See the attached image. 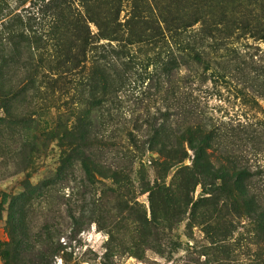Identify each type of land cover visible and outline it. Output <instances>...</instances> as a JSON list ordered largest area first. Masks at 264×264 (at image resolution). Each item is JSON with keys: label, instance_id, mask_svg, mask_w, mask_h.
<instances>
[{"label": "rangeland", "instance_id": "1", "mask_svg": "<svg viewBox=\"0 0 264 264\" xmlns=\"http://www.w3.org/2000/svg\"><path fill=\"white\" fill-rule=\"evenodd\" d=\"M53 1L0 0V264H262L264 231L253 213L264 207L260 5L251 1L250 28L231 35L215 32L220 1L131 0L119 22L141 10L159 30L125 28L112 42L94 37L93 5L73 0L72 20L89 21L95 46L55 85L72 69L60 67L58 44L67 52L85 30L65 31ZM110 44L118 53L116 100L99 110L93 77H101ZM34 120L46 131L61 120L64 127L42 138ZM90 121L101 144L78 149L92 155L87 171L69 144L73 126ZM199 125L214 133L219 165L251 175L252 212L225 224L222 236L203 220L208 186L185 191L177 177L182 167L193 170L189 143L182 145L189 157L169 173L150 151L151 139L167 142ZM160 177L176 190L171 203L153 191Z\"/></svg>", "mask_w": 264, "mask_h": 264}, {"label": "trees", "instance_id": "2", "mask_svg": "<svg viewBox=\"0 0 264 264\" xmlns=\"http://www.w3.org/2000/svg\"><path fill=\"white\" fill-rule=\"evenodd\" d=\"M83 5L91 4V8L87 7V14L91 17L90 22H94L98 27V34L94 37L98 39H108L112 42H117V37H119L124 32L125 28H129V33L135 30L134 27L140 26L151 30V26L156 30L159 28L150 21V18L146 16L145 11H137L133 14V18L127 25L119 22V13H121L122 8L125 3L131 0H78ZM223 5L220 7V12L215 15L216 20L214 22L215 32H220L223 34L230 33L233 35L236 30H247L250 28V23L252 22L250 16L252 12L249 13L252 7V0H217ZM256 6L260 5L258 13L261 11L260 15L257 16L255 21L260 24L264 22V0H254ZM56 11L54 12L53 19L55 21L60 18L64 19L67 23V28H63L65 31H69L73 27L74 31H79L80 28H84L85 35L79 41L76 40L74 45H70L68 51L66 52L65 47L62 44H58L57 52L60 56L64 57V62H60V67L72 68L70 71H66L62 76L54 80L55 85L66 81L75 68H79L82 63V58L86 57L92 51V47L95 46L93 33L90 28L89 21L72 20L71 13L73 12V0H54ZM61 10V11H60ZM95 20V21H94ZM58 23V22H57ZM222 28L219 30L218 28ZM141 28V29H143ZM227 28V29H226ZM229 28V29H228ZM131 29V30H130ZM144 30V29H143ZM142 32L140 35L143 36ZM64 38V35H63ZM62 39L59 41L61 42ZM80 45H79V44ZM94 45V46H93ZM103 55L100 57V72L101 77H93V80H97L100 86L95 87L94 92H97L98 88L101 89L102 95L95 98L93 101L94 107L96 106L99 110L106 109L110 104H114L116 100V89L117 81L115 76L118 72V65L115 61V56L117 52L112 44L102 47ZM115 57V58H114ZM93 95V93H92ZM95 97V96H93ZM30 123L35 131L38 132L40 137L46 138L51 137L57 130H61L64 125L62 120L59 124L51 129V131H46V122L41 121H31ZM35 124L36 126H34ZM67 128V127H66ZM94 124L92 121L87 123L84 127L73 126V139L70 143V148H74L73 156H77L80 159L83 167L88 171L92 167V155L90 153L81 154L78 151L81 146L84 149L92 148L94 145L101 144L95 136H93ZM37 137H35V140ZM150 151L159 156V160L156 161V167H162L164 172H170L172 169L183 164L189 157L187 150L182 146L184 142L189 143V148L195 153V159L193 162V170L189 168H181L177 177L181 179L180 185L183 190L189 191L193 187L203 184L208 186L210 197L203 200L202 207L206 209L203 214V220L205 224L207 221L215 224L217 233L221 236L223 235V226L228 224L233 227L236 220L245 216L251 211V206L254 200L250 197V184L251 179L250 173L244 168H240L232 162H227L225 165H219V159H215V145L214 142L216 137L213 132L203 127L202 125L190 127L185 132L175 134L174 137L168 139L166 142H161V138L151 139ZM104 144V143H102ZM31 152H35L33 147ZM76 157V158H77ZM102 177L103 173L97 171ZM88 175L93 178L91 172ZM160 182H156V187L153 191L165 197L166 202H172L175 198L176 190L171 187L163 185L165 178L160 177ZM154 192V193H155ZM253 213L256 215V220L260 227L264 231V207L256 208ZM154 219V218H153ZM156 222L155 220L152 223ZM264 264V259L262 260Z\"/></svg>", "mask_w": 264, "mask_h": 264}]
</instances>
